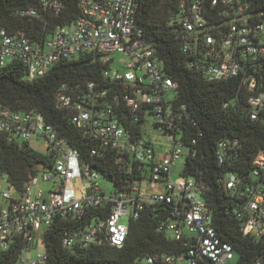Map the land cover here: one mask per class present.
<instances>
[{
  "label": "built area",
  "instance_id": "2783aa9c",
  "mask_svg": "<svg viewBox=\"0 0 264 264\" xmlns=\"http://www.w3.org/2000/svg\"><path fill=\"white\" fill-rule=\"evenodd\" d=\"M138 4L139 0H79V17L58 26L41 42L0 25V64L24 63L26 78L41 76L58 61L81 54L107 64L103 75L112 87L89 82L87 92L75 95L63 85L56 105L70 114L74 126L92 144L91 154L112 159L118 170L136 172L117 189L84 163L78 150L41 113L0 103V133L10 140H33L45 156L23 191L10 188L0 160V260L15 257L13 264H45V232L57 219L74 225L62 237V245L72 252L95 243L121 247L129 221L161 202L172 204L171 216L159 223L158 231L183 240L187 249L148 256V263L227 264L234 258L232 244L213 224L203 198L204 182L181 173L173 177L174 166L184 160L187 149L182 130L193 119L185 104L176 106L175 96L169 97L177 84L166 72L160 52L136 25ZM41 6L58 15L64 3L41 0ZM16 13L42 16L34 7ZM168 25L187 57L186 66L205 81L235 79L245 93L264 85V18L250 12L244 0H178V12ZM246 102L252 118L264 117L263 92L248 94ZM152 131L165 135L162 152ZM225 146L219 142L220 148ZM253 165L247 181L231 174L222 182L240 199L234 209L240 231L257 239L264 236V150L255 154ZM100 177L112 186L108 189ZM40 180L49 184L47 189H34ZM91 206L102 208L105 216L84 223ZM124 215L127 223L122 221ZM255 264L262 262L258 259Z\"/></svg>",
  "mask_w": 264,
  "mask_h": 264
},
{
  "label": "trees",
  "instance_id": "16d2710c",
  "mask_svg": "<svg viewBox=\"0 0 264 264\" xmlns=\"http://www.w3.org/2000/svg\"><path fill=\"white\" fill-rule=\"evenodd\" d=\"M62 1L63 10L54 15L42 9L41 0H0V25L11 33L21 31L41 42L58 26L68 25L79 17V0ZM244 1L249 4L250 12L264 18V0ZM29 7L40 10L42 16L17 15L18 10ZM177 12L178 0H139L135 21L143 38L160 52L166 72L177 84L175 105L185 104L193 119L181 134L187 149L180 173L206 185L203 198L217 232L232 244L236 264H255L258 259L264 264V236L256 239L240 231V221L234 211L240 199L228 192L222 182L231 174L247 181L254 168L255 154L264 150L263 114L252 118L246 102L248 94L264 93V85L255 92L245 93L239 90L235 79L205 81L190 70L173 26L168 25V20ZM106 67L99 58L81 54L77 59L60 60L45 74L29 79L24 63L0 64V103L15 110L41 113L78 150L84 163L95 167L121 189L136 172L118 170L112 159L91 154L92 144L74 126L70 114L56 105V94L63 85L67 92L75 95L87 92L89 82L105 89L112 87L113 83L103 75ZM220 141L226 143L223 149L219 147ZM44 158L29 141L10 140L0 133V160L11 189L23 191ZM171 206V203L161 202L144 208L138 218L129 221L128 234L121 247L95 243L72 252L62 245V237L74 225L57 219L45 232V264H165L161 260L148 263L146 258L161 253H185L187 249L183 240L173 239L157 229L159 223L171 216ZM104 216L102 208L91 206L83 222ZM14 260L15 257L3 258L0 264H13Z\"/></svg>",
  "mask_w": 264,
  "mask_h": 264
},
{
  "label": "rangeland",
  "instance_id": "374dc122",
  "mask_svg": "<svg viewBox=\"0 0 264 264\" xmlns=\"http://www.w3.org/2000/svg\"><path fill=\"white\" fill-rule=\"evenodd\" d=\"M175 95H176V91L174 90V91L170 92L169 97H170V98H173ZM149 133H151V135L153 136L154 140L157 142V145L159 146L158 150H159L160 152H162V151L164 150V148H165V145H166V143H164L165 135H163V134H158V133H156L155 131H152V132H149ZM30 144H31L34 148L38 147L37 143L34 142L33 140H30ZM182 167H183V159H180V160L175 164L174 169H173V177H174V178H177V177H178L180 171L182 170ZM99 180H100V182L105 183L106 186L108 187V189L112 186L111 183H110L109 181L103 179L102 177H100ZM40 186H41V187L43 186L45 189H47L48 186H49V184H48L47 182H42V181L40 180V182H39L38 185H37V184L34 185V189H37V188L40 187ZM122 221H123L124 223H127V222H128V216H127V215H124V216L122 217ZM227 264H236V257H234L231 261H228Z\"/></svg>",
  "mask_w": 264,
  "mask_h": 264
}]
</instances>
